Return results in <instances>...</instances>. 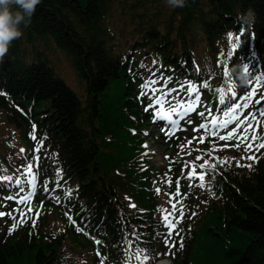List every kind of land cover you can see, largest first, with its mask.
Returning a JSON list of instances; mask_svg holds the SVG:
<instances>
[{"label":"trees","instance_id":"trees-1","mask_svg":"<svg viewBox=\"0 0 264 264\" xmlns=\"http://www.w3.org/2000/svg\"><path fill=\"white\" fill-rule=\"evenodd\" d=\"M120 2H125V10H121L129 20L117 29L122 41L116 44L108 26L110 10ZM250 8L256 14L255 23L237 22L238 14ZM21 26L27 30V42L52 40L72 59L87 97L83 103L38 53L27 60L17 45L0 61V92L6 94L0 95V108L7 111L8 122L23 136L33 114L55 143L66 172L80 187L84 214L95 224L87 226L84 240L101 253L96 256L98 261L118 264L123 259V238L132 239L133 231L141 237V247L155 249L163 228L158 201L151 192L158 180L150 172H141L147 165L140 164V136L130 132L131 127L141 129L147 122L134 79L146 78L156 64L169 68L168 77L180 83L207 80L210 89H202V96L209 105L217 103L213 89L228 91L224 73L233 66H248L254 81L264 73V0H186L183 8H171L166 0H41L29 25ZM241 32L239 48L222 65ZM146 52L151 53L152 63L144 66ZM232 83L238 96L254 86L239 87L233 75ZM185 135L172 141L174 145L177 141L171 156L177 158L176 164L170 172L164 167L160 180L164 181L165 172L175 176L193 165L197 171L201 164L206 171L212 165L216 168L211 173L214 179L206 177L205 187L196 191L198 212L191 226L194 229L204 220L201 228L186 235L182 252L179 246L171 250L179 256L174 264L194 260L197 264H264V156L251 169L240 167L237 162L242 156L231 146L234 142L199 145L191 134L189 144L183 140ZM189 152L192 161L185 168L184 157ZM197 156L202 159L196 160ZM227 156L239 158L229 170ZM179 180L185 187L182 192L187 191L189 182L184 177ZM122 192L129 194L134 207L124 201ZM48 218L43 219L45 225ZM213 224L219 227L213 228ZM199 232L207 238L202 249ZM71 237L77 238V234L68 231L51 236L50 242L15 236L0 243V264H71L63 250L65 239Z\"/></svg>","mask_w":264,"mask_h":264},{"label":"snow or ice","instance_id":"snow-or-ice-1","mask_svg":"<svg viewBox=\"0 0 264 264\" xmlns=\"http://www.w3.org/2000/svg\"><path fill=\"white\" fill-rule=\"evenodd\" d=\"M243 33L236 36V42L231 45V48L227 52L226 58L221 62L222 65L228 63V57L233 56L240 46V40ZM232 39V34L229 33V40ZM155 64V61L153 62ZM248 67V66H247ZM249 68V67H248ZM200 69L197 67L196 72L199 73ZM225 84L228 88L226 92L224 88L213 89L214 98L217 101L215 106H210L202 101V89H210V85L207 80L202 82H193L192 80H184L182 83H178L176 86L169 87L173 83L172 77H165L163 73L159 76L155 71L148 70V74L141 84V91L138 95V99L147 97L149 103L145 107V111H151L152 119L154 122H163L161 131L165 137L172 138L175 132L180 128V122L192 124L193 121L189 118L191 114H196L202 118L203 122L193 129L194 132L201 133L199 140L201 143L207 137H213L216 141H235V144L231 145L235 148H243L244 156L240 157L241 160H248L251 163L247 165L237 162V166L248 167L251 169L254 163L258 162L259 156L264 155V73L258 74L251 79L249 91L242 95L237 94L235 86L232 83V74L229 71L224 73ZM0 95H6L0 92ZM254 107V110H251ZM202 109V110H201ZM247 110V111H246ZM35 125L30 133V138L37 141L34 148V154L32 159L36 162L35 165L31 162L20 165L15 169L11 175L3 174L6 170L0 168V184H3L6 188L14 186L15 194H9L4 197L5 200L14 201L17 208H14L7 215L14 221L9 234L14 232L18 226L26 224L29 220L32 221L31 226L34 228L36 221L41 215V210L44 205L40 202L33 207V198L37 193V172L39 171V160L41 159L39 153L43 147L42 141L37 140L35 134ZM196 139V137H194ZM191 143V141H189ZM227 146V145H225ZM144 149H148V145H143ZM20 153L25 150L20 149ZM149 153L146 151L143 155L147 156ZM196 160H201L202 157L197 156ZM34 167L37 171H34ZM185 168H188V164H185ZM200 170L197 171L195 165L192 166L191 171L188 173L186 179L189 181L198 180L200 187H205L206 177L213 178L212 171L215 170L216 165H212L211 169L205 170L204 164L199 166ZM171 169L168 170L170 172ZM168 172L164 173V183L169 187L172 186L173 180L168 175ZM57 179L54 181V186L49 188L47 183H42L40 187L42 190L50 195L56 203H61V197L55 195L57 189H61L65 192L67 197H72V189L64 190L61 184L63 179L62 170H57ZM176 190L174 193L169 194V203L171 205V211L161 209L162 213L161 222L166 229L163 234V243L168 249V252L164 255L171 253L172 248H175L177 243L179 248L183 249L184 243L181 236L177 241L173 238L174 233L176 236H180V231L177 230L178 225L184 219V208L182 202L178 207L177 203L173 202L176 198L181 196L180 193V181L176 182ZM189 186H192L191 184ZM157 194H160L161 189L157 187L155 189ZM134 207V205H130ZM14 212L19 213V219ZM33 215H29L32 214ZM5 213L0 212V217H3ZM65 216L69 220L70 224L75 225L77 232H84L85 230L73 219L72 215L65 213ZM132 239L125 236L123 245V260L124 264H148V262L154 257L149 255L148 250L140 246L139 241L141 237L137 235L136 231L131 233ZM96 244H101L100 240H95ZM160 255L159 253L156 254ZM97 256H101L98 251ZM100 264H104V259H101Z\"/></svg>","mask_w":264,"mask_h":264},{"label":"rangeland","instance_id":"rangeland-1","mask_svg":"<svg viewBox=\"0 0 264 264\" xmlns=\"http://www.w3.org/2000/svg\"><path fill=\"white\" fill-rule=\"evenodd\" d=\"M121 8H125V2L115 4V6H113L110 10L111 25L113 26L114 30L122 28L125 23H127L129 20V16L124 15L125 11H122ZM125 28L127 30H131L130 25H127ZM17 45H20L21 49L25 50V58L27 60H31L37 55L38 52H41L42 55H44V57L48 61L49 65L56 71V73L64 80V82L70 88L74 90L78 98L83 103L85 102L83 100L86 97V89L84 83L79 80L76 71L74 70L73 65L71 63V60L56 47L53 41H35L33 44H29L26 41V35L23 31V35L21 36V38L13 41V43L11 44L9 52L13 49V47ZM149 118H152V116H150ZM154 123L155 122L153 121L150 125L145 127V136L146 138H149L147 145L149 147L150 152L156 154L153 157L154 162L155 164L159 165L161 163H165L164 153H169L170 150L166 149L165 146H159V143L162 142V131H160L157 128V125ZM166 208L169 212V207L166 206ZM217 227H219L218 224H213V228ZM219 232L225 236V234H223L221 230H219ZM206 240L207 238L205 237V235L199 232L200 249H202V246L206 242ZM228 245L229 244H227V246ZM76 252L80 254L79 257L83 261V257L89 254L91 252V249L89 247H86L84 249L77 248ZM192 264H197L196 260H194Z\"/></svg>","mask_w":264,"mask_h":264},{"label":"clouds","instance_id":"clouds-1","mask_svg":"<svg viewBox=\"0 0 264 264\" xmlns=\"http://www.w3.org/2000/svg\"><path fill=\"white\" fill-rule=\"evenodd\" d=\"M41 0H0V61L8 55L13 41L23 35L21 25L27 27L34 16ZM171 8H183L186 0H166ZM256 14L251 8L246 13L237 16V22L243 25H253ZM239 87H247L251 81L249 68L244 65H235L230 69Z\"/></svg>","mask_w":264,"mask_h":264}]
</instances>
